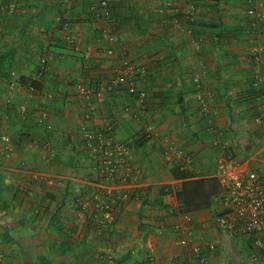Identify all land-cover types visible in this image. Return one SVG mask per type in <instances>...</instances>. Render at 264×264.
Returning a JSON list of instances; mask_svg holds the SVG:
<instances>
[{
  "label": "crops",
  "instance_id": "0c3cea01",
  "mask_svg": "<svg viewBox=\"0 0 264 264\" xmlns=\"http://www.w3.org/2000/svg\"><path fill=\"white\" fill-rule=\"evenodd\" d=\"M94 1L0 0V264H151L149 258L153 264H197L187 254L188 238L216 245L208 264H264V251H255L251 236H228L214 228L222 190L214 171L223 154L210 144L192 83V73H199L203 89L213 94L217 139L230 147L242 170L259 173L264 184V84L252 86L257 67L264 66V53L253 54L264 46V0L252 5L249 0H174L165 11L158 10L164 0H109L113 43L98 34L89 11ZM191 6L195 19L187 24L183 19ZM250 9L262 18H251ZM65 10L73 15L74 46L61 41L57 19ZM47 53L50 70L40 79L38 60ZM124 60L146 69L139 79L147 96L142 116L149 117L159 137L171 138L192 157L185 166L192 177L174 178L160 142L143 140L142 125L132 115L138 107L125 85L110 87L102 99L92 97V109L85 108L78 83L106 85ZM12 72L27 83L10 90ZM33 81L38 89L30 88ZM47 90L54 93L46 103L50 128L37 114ZM85 119L89 130L112 124L118 140L132 141V159L142 171L108 232L93 231L91 219H79L73 210L72 198L86 192L95 177L78 133ZM4 135L11 141L10 154L3 148ZM189 181L213 182L217 190L210 208L168 213L180 207L177 196ZM159 197L163 208L156 206ZM185 214L190 236L174 234Z\"/></svg>",
  "mask_w": 264,
  "mask_h": 264
},
{
  "label": "built area",
  "instance_id": "2783aa9c",
  "mask_svg": "<svg viewBox=\"0 0 264 264\" xmlns=\"http://www.w3.org/2000/svg\"><path fill=\"white\" fill-rule=\"evenodd\" d=\"M253 1L249 0L250 5H252ZM173 5L174 0H164L163 8H160V11L169 9ZM4 8L2 9L4 10ZM250 10L251 18H262L260 12L253 9ZM89 11L94 15V22L97 25L99 36L108 42H116L115 35L111 30L113 9L109 0H95L90 4ZM11 12H13L12 8L9 13ZM194 14L195 7L191 6L183 21L191 24L195 19ZM72 17L71 11L65 10V13L61 14L57 19L59 30L63 35L61 41L70 46H74L76 43L72 31ZM174 22L179 24L177 19ZM260 52L264 53V46H260L253 54L256 55ZM106 53L113 55L114 51L113 49H109ZM50 58L51 54L49 53L39 58L37 65L39 68V72L37 73L38 78L42 79L50 70ZM258 67L252 79V86L255 89L264 84V66L259 65ZM145 73L146 69L137 67L130 60H124L115 69V73L108 84L102 85L94 80L82 81L77 85L78 94L85 102V108L91 110L92 105L90 100L92 97L102 99L110 87L125 85L127 94L135 99L138 107L137 112L136 110L132 112L131 108L125 111L132 112L133 119L142 125L143 140L150 144L154 142L158 144L159 141L164 161L169 162L177 159L182 165L186 167L190 166L192 157L185 155L181 149L176 148L171 138L165 136L159 137L149 117L144 118L142 116L143 113L147 112L145 108L147 96L145 91L139 86V79ZM18 80L16 72H12L8 80V88L13 90L20 87L21 85ZM201 80L202 78L199 73H192V83L195 85V100L201 114L205 117V131L211 137L210 144L212 148L221 150L223 154L216 160L214 171V176L221 182L222 188L213 210L214 228L217 232L228 236H251L255 251L260 253L264 251V184L259 173L242 170L233 152L230 151V147L217 139L213 114L210 110L213 94L203 89ZM53 99L54 93L47 90L45 92V101L37 108L39 120L42 124H46L47 128L51 127L50 116L52 112L46 103ZM18 110L21 114H24L26 103H22ZM86 120L82 121V124L78 128V133L81 135L83 145L89 152L90 165L95 177L88 180L89 188L86 192L74 195L72 198L73 210L77 218L85 219L89 217L91 219L93 231L108 232L114 229L117 216L131 199L134 187L141 179L142 171L133 162L132 141L118 140L113 134L112 124H106L98 129L89 130ZM262 138L264 139V135ZM1 139L4 151L10 154L12 147L9 144V136L4 135ZM45 146L50 148V143L46 142ZM179 212L178 206L168 209V213L170 214H178ZM183 219V223L175 226L173 232L174 234H178V231H183L190 236L192 230L190 229L191 219L189 214L183 215ZM258 233L262 235L258 236ZM185 248L187 249V254H190L197 264H208L209 258L213 257L217 251L214 243L202 245L196 243L192 238L186 240ZM1 258L2 256L0 255ZM107 259L111 260L112 256H107ZM149 261L153 264L152 258H149ZM251 261L256 262L257 257L252 256Z\"/></svg>",
  "mask_w": 264,
  "mask_h": 264
},
{
  "label": "trees",
  "instance_id": "16d2710c",
  "mask_svg": "<svg viewBox=\"0 0 264 264\" xmlns=\"http://www.w3.org/2000/svg\"><path fill=\"white\" fill-rule=\"evenodd\" d=\"M114 22V18H113ZM194 22V21H193ZM191 22V24L193 23ZM113 25V23L111 24ZM39 72V68L37 66L36 70V76ZM20 85L26 84V79L23 77L19 78ZM31 89H38L37 82L33 81L29 84ZM169 163H173L172 166H170V173L172 176L176 179H187L193 176L192 172H189L188 169L182 165L178 161H170ZM216 186H214L213 182H207V181H189L187 183H184L182 185V191L177 196L178 201L180 202L179 211L180 212H192L197 211L201 209H208L211 206V199L216 191ZM162 192H160V196H162ZM160 198V197H159ZM156 206L158 208H163L161 198L158 201V204L156 203Z\"/></svg>",
  "mask_w": 264,
  "mask_h": 264
},
{
  "label": "rangeland",
  "instance_id": "374dc122",
  "mask_svg": "<svg viewBox=\"0 0 264 264\" xmlns=\"http://www.w3.org/2000/svg\"><path fill=\"white\" fill-rule=\"evenodd\" d=\"M158 10H160V8ZM9 144L11 145V141L9 142Z\"/></svg>",
  "mask_w": 264,
  "mask_h": 264
},
{
  "label": "clouds",
  "instance_id": "9594fccd",
  "mask_svg": "<svg viewBox=\"0 0 264 264\" xmlns=\"http://www.w3.org/2000/svg\"><path fill=\"white\" fill-rule=\"evenodd\" d=\"M170 9V8H169ZM165 10H167V9H165ZM165 10H163V11H165ZM18 76V75H17ZM18 78H19V76H18Z\"/></svg>",
  "mask_w": 264,
  "mask_h": 264
}]
</instances>
